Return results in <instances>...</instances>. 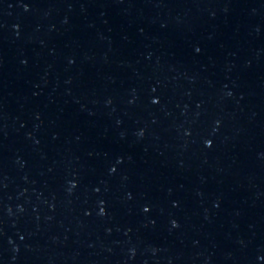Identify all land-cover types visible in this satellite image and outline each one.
<instances>
[{"label": "water", "instance_id": "1", "mask_svg": "<svg viewBox=\"0 0 264 264\" xmlns=\"http://www.w3.org/2000/svg\"><path fill=\"white\" fill-rule=\"evenodd\" d=\"M0 264H264V0H0Z\"/></svg>", "mask_w": 264, "mask_h": 264}]
</instances>
